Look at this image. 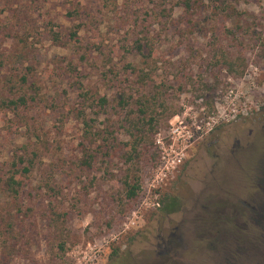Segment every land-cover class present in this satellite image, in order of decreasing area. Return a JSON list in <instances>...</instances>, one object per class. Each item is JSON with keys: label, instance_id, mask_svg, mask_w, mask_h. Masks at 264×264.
Listing matches in <instances>:
<instances>
[{"label": "rangeland", "instance_id": "obj_1", "mask_svg": "<svg viewBox=\"0 0 264 264\" xmlns=\"http://www.w3.org/2000/svg\"><path fill=\"white\" fill-rule=\"evenodd\" d=\"M176 2L0 0V170L37 154L0 264H264V0Z\"/></svg>", "mask_w": 264, "mask_h": 264}, {"label": "trees", "instance_id": "obj_2", "mask_svg": "<svg viewBox=\"0 0 264 264\" xmlns=\"http://www.w3.org/2000/svg\"><path fill=\"white\" fill-rule=\"evenodd\" d=\"M222 5H225L228 0H219ZM177 7L179 9V25L183 28H187L190 26V23L193 22L192 15L195 12L203 11V7L205 5V0H178ZM219 7V6H217ZM222 10V9H220ZM219 15V11H218ZM81 25L78 24L76 30L72 32V36H77L78 30L80 29ZM147 38V37H145ZM144 38V39H145ZM145 42L139 41L137 44L138 52H143L144 46H146ZM84 58V57H82ZM139 79L144 78L143 71L140 72V74H137ZM26 77H23V80L26 81ZM132 99V100H131ZM106 100V99H105ZM124 105H130L131 103H135L138 107V110L140 114H142L143 117L147 115L148 111V103L147 99L145 100L142 96H138L137 100L134 101V98L132 95L129 97H126V95H123L120 100ZM27 99L25 97H18L16 99L9 100L7 102L9 105L18 106L19 104H26ZM138 132H141L139 129V126H135ZM135 135V134H134ZM140 134H137L136 137H139ZM114 140L117 141V137H114ZM141 138L139 137V141ZM139 143H136L135 145L129 147H124L123 150L125 151V155L127 156L128 163L136 160L138 154H140V150L138 148ZM37 154L33 153H25L23 156H20L18 161H14L10 168L5 171L1 172L0 170V194L1 195H8L11 196L13 199H20L22 198V190L25 187V176L30 174L33 170L34 163H35V157ZM124 189L126 192V198L128 199H135L138 196L139 190H140V179L137 177L135 179L130 180L129 178H126L124 180ZM175 202H172L174 204ZM19 212L18 210L14 208H5L4 210L0 211V233H2L3 241H6V246L9 249V252L11 253L14 249L18 246L17 239V228H16V219L18 218ZM62 215L61 212L53 211L50 215L51 221L50 227L52 225L57 226V221L59 220L60 216ZM12 241L9 243V241ZM63 248V245H62Z\"/></svg>", "mask_w": 264, "mask_h": 264}, {"label": "built area", "instance_id": "obj_3", "mask_svg": "<svg viewBox=\"0 0 264 264\" xmlns=\"http://www.w3.org/2000/svg\"><path fill=\"white\" fill-rule=\"evenodd\" d=\"M208 124H211V122H209Z\"/></svg>", "mask_w": 264, "mask_h": 264}]
</instances>
